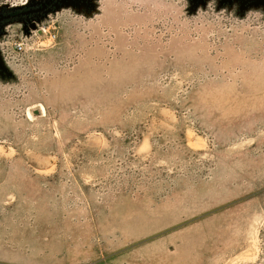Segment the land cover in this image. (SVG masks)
<instances>
[{
    "label": "rangeland",
    "instance_id": "obj_1",
    "mask_svg": "<svg viewBox=\"0 0 264 264\" xmlns=\"http://www.w3.org/2000/svg\"><path fill=\"white\" fill-rule=\"evenodd\" d=\"M34 21L0 25V264H264V0Z\"/></svg>",
    "mask_w": 264,
    "mask_h": 264
},
{
    "label": "flooded vegetation",
    "instance_id": "obj_2",
    "mask_svg": "<svg viewBox=\"0 0 264 264\" xmlns=\"http://www.w3.org/2000/svg\"><path fill=\"white\" fill-rule=\"evenodd\" d=\"M59 1L60 0H25V2L19 6H12L6 8L7 10L0 11V25L21 17L24 18L25 25L28 28L35 29L36 22L34 19L36 15L49 10L50 7L54 6V4ZM1 10H3V8Z\"/></svg>",
    "mask_w": 264,
    "mask_h": 264
},
{
    "label": "built area",
    "instance_id": "obj_3",
    "mask_svg": "<svg viewBox=\"0 0 264 264\" xmlns=\"http://www.w3.org/2000/svg\"><path fill=\"white\" fill-rule=\"evenodd\" d=\"M54 37H55V34H50L49 39H53ZM23 46H24L23 43L20 41H15L13 43V48L16 52H21L24 49Z\"/></svg>",
    "mask_w": 264,
    "mask_h": 264
}]
</instances>
